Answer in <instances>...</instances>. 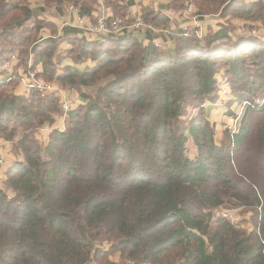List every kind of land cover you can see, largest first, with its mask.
I'll return each instance as SVG.
<instances>
[{
  "label": "trees",
  "instance_id": "obj_1",
  "mask_svg": "<svg viewBox=\"0 0 264 264\" xmlns=\"http://www.w3.org/2000/svg\"><path fill=\"white\" fill-rule=\"evenodd\" d=\"M137 1L103 0L107 22L139 16L151 29L89 42L40 13L72 4L92 20L99 0H46L40 11L0 0V68L17 61L0 81V140L22 155L0 179V264H112L117 255L133 264H264V103L247 107L222 143L209 120L223 80L237 100L229 109L264 98V42L235 40L231 22L264 25V0H164L131 14ZM190 4L203 21L228 26L208 25L202 39L173 28L162 11ZM62 43L71 48L61 53ZM29 70L85 102L46 144L36 133L54 124L61 99L37 88L15 95ZM226 206L251 208L254 230L222 219ZM103 242L108 250L97 248Z\"/></svg>",
  "mask_w": 264,
  "mask_h": 264
},
{
  "label": "crops",
  "instance_id": "obj_2",
  "mask_svg": "<svg viewBox=\"0 0 264 264\" xmlns=\"http://www.w3.org/2000/svg\"><path fill=\"white\" fill-rule=\"evenodd\" d=\"M45 1L46 0H29V5L32 9L40 11L42 8L44 9ZM167 2L168 1H164V0H143V3H142L141 0H138L135 3V5L131 8L130 13L131 14H142V7L143 6L151 7L152 9L157 11L159 9L160 5L166 4ZM99 4L100 5L98 7H96V9L93 13V19L92 20L89 18H84L81 15V18L84 19L86 26L95 25L98 17H104L106 19L107 18L111 19L113 17V12L110 9L104 8V6L102 5L103 4L102 0H99ZM71 7H74V6L72 4H68L65 7V10H64L62 15H60V13H58L56 11V9H54V8L47 9V12H43V13L41 12L40 13V19H42L48 23L54 24L58 28L59 32H61V30L65 27L77 28L79 30L80 34L82 36H84L86 38V40L89 42L97 41V40L101 39L103 36H105V35L88 34V33H85L84 31H81L79 29V27H77V25L75 24L77 19H78V16H76L75 14H73L70 11ZM195 11H196L195 6L193 4H190L189 7L184 12H181V13H176L175 11H171V10L162 11V13L170 20L173 28H182V29L191 28V29H193L196 25V20L194 18V17H196V15H194ZM217 23H219V22L216 21V24ZM208 25H211L212 27H214V24L212 22H210L208 20H204L203 26H202L203 32H206ZM215 29H217V28H215ZM42 35L45 38L50 37V31L45 29L42 31ZM159 40H162V39H157L156 40L157 44L160 43ZM70 48L71 47L67 43H62L60 46V52L63 53L64 51H67ZM14 65H17V61L15 62ZM86 65L93 67L95 65V63H93L92 61H88L86 63ZM29 66H33V60H30ZM42 72H43L42 65L37 66L36 67L37 75L41 74ZM6 73L10 74V72H6ZM4 76H5V70L0 68V81H1V79L5 78ZM39 81L43 82L42 79H39ZM22 82H24V84L20 83L17 87H15L14 94L17 96H28L30 92H28V89H27V81H22ZM51 85L54 88L53 93L59 92L60 99H61V107H63L64 104H69V106L72 110V108L79 107L85 103L82 101L78 91L61 90V88H59L56 84H51ZM214 107L215 106H213V105L210 106L209 120L211 121L212 124H214L216 126L217 142L222 143L223 138H224L222 125L224 123L232 125V121H231L232 117H229V118L227 117V115H226L227 109H225L224 112L223 111L221 112L218 109H215ZM58 117L59 116L55 117V122L52 126H48V127H45L41 130H38V132L36 133L37 138L39 140H41L42 143L46 144L48 142L42 138L43 135H45V137L47 136L44 133V130L47 129V130L51 131V133L53 131H56L57 124L63 120V119H58ZM63 121L66 122L67 120L65 119ZM226 121H228V122H226ZM58 131H62V130H58ZM51 133H50V135H51ZM2 145L3 146L7 145L8 146L7 149L9 151L12 150V153H13V148H12L11 143L1 139L0 140V147ZM2 150H4V149H2ZM2 150L0 149V158H1L0 161H2V162L6 161V163H8V165L10 164L8 166L10 168L13 165V163L16 162L17 160L13 159L11 152L6 153ZM110 260L112 261L111 262L112 264H121V263L126 264V262H122L120 255L113 256V257H111ZM91 264H97V263L92 262Z\"/></svg>",
  "mask_w": 264,
  "mask_h": 264
},
{
  "label": "rangeland",
  "instance_id": "obj_3",
  "mask_svg": "<svg viewBox=\"0 0 264 264\" xmlns=\"http://www.w3.org/2000/svg\"><path fill=\"white\" fill-rule=\"evenodd\" d=\"M247 1H249V2H256L258 0H247ZM197 17L199 18V16H197ZM206 20H208V21H210V22H212L214 24V27H212L210 25V27L213 30H215V28H217V27H220L219 24H222V23L225 24V26H228V24H226V22H227L226 19L221 18V17H218V18H216V17L211 18L210 17V18H207ZM216 21L219 22V23L216 24ZM231 22L234 25L233 27L237 28V32L235 34H233V38H235V40L238 39V37L239 38L242 37L243 39H245V38H248L249 39L251 37L252 38L254 37V39L256 38L255 40H258L259 42H261V41L264 42V25L263 24H261V23H254L253 24L251 22H245V21H242V20H239V19H231ZM196 23L198 25V32L196 34L202 39L204 37L203 34H205V32L202 31L203 20L199 18ZM75 24L78 26L77 23H75ZM84 27L87 28V27H92V26H86V24H85ZM80 30H82V29L80 28ZM189 32H194V31L190 29ZM189 32L187 34H189ZM142 33H144V32H142ZM166 47H168V45ZM2 69L3 70H7V69H5V65L3 66ZM11 69H9V71H11ZM31 74H33L34 76H36V73L35 72H32ZM21 76H22V79H25V74H22ZM1 80H3V79H1ZM35 80H36L37 84L40 85L41 87H49V86L50 87H53L51 85V83L40 82L36 77H35ZM20 83H23L24 84V82H20ZM43 90H46V89H43ZM218 96L219 97H218V100L216 101V103L215 104H210V106L211 105L215 106L214 108L215 109H218L221 112L222 111L224 112V110L227 109V113L228 114H229V111L230 110H231V112H234L235 111L232 108L229 109V107H230L229 106V103H233L232 105H234V104L237 103V100L235 99L236 98L235 95H233L231 93V89H230V86H229V83H228L227 80H223L220 83V88H219V91H218ZM263 102H264V98L263 99H255V101H254V103H252V105H250L251 103H248V102H245L244 104L247 103L248 104L247 107L255 108L258 103L261 104ZM68 106H69V104H68ZM77 108L78 107L72 108V110H76ZM69 112L67 113L64 110V108L62 107V112L59 115H57V116H59L58 119H63V120L66 119L67 120V116H68ZM197 112L198 111L195 110V112L190 113L189 117H194L197 114ZM209 113H210V110H209ZM254 115H258V114H254ZM228 116L229 115H227V117ZM63 120L60 121L57 124L56 130L57 129L58 130H62V131H65L66 130L67 123L64 122ZM226 122H228V121H226ZM230 126L231 125L230 124H227V123H224L222 125L223 134L225 133L226 130H230ZM44 133L47 136L45 137V135H43L42 138L45 139L46 141H48L49 140V137H50L51 131L45 129L44 130ZM7 147H8L7 145H4V146L2 145L0 147V149L1 150L4 149L2 151L6 152V153L7 152H9V153L11 152L12 153V150L9 151L7 149ZM12 148H13V146H12ZM187 149H188V153L187 154H188V157L190 158V160H196V157H197V147L195 146V143H194L193 140H189L188 141V143H187ZM12 157H13V159H16V160H21L22 159V155L21 154L20 155L18 154V156H17V154L14 153V151L12 153ZM9 165H8V163H6V161L2 162V164L0 163V179L3 181V183H5L6 180H7L6 177H7V171L9 169V167H8ZM259 209H261V208H259ZM226 212H230L231 214H233L232 215V218L234 220V224L235 225L232 224L231 223L232 221L230 220L231 221L230 223L232 225H234V226H236V227H238L240 229L242 228V230H246L248 232L251 231V230H254V228L252 229V227H254L253 226L254 223L252 222L253 221V217H254V212L252 211L251 208H249V207H238V206H235V207H228V206H226V207L222 208V210H219L217 212V214L219 216H221L222 214H224ZM121 264H123V263H121Z\"/></svg>",
  "mask_w": 264,
  "mask_h": 264
},
{
  "label": "built area",
  "instance_id": "obj_4",
  "mask_svg": "<svg viewBox=\"0 0 264 264\" xmlns=\"http://www.w3.org/2000/svg\"><path fill=\"white\" fill-rule=\"evenodd\" d=\"M70 11L75 14L76 16H78V19L76 21V23L78 24L77 27H79V29L81 28V31H84L85 33L88 34H96V35H104V34H112V35H123L124 32L126 31H133L134 33L137 32H144V30H148L151 29L145 22L144 20L137 16V17H133L132 22L128 23L127 20L125 19H116L113 20L111 23L107 22V19L104 17H98L97 19V23L95 25H93L92 27H87L85 28V21L83 18H81V12L78 8L76 7H71ZM196 22L199 19L197 16L194 17ZM197 25V23H196ZM191 29V28H185L183 29L185 32H189V30H193L196 33L198 32V25ZM158 47H161L160 44H158ZM16 62V58H13L9 63L5 64V69L9 70H13L14 68V64ZM33 71L29 70V72L27 73V76H25V79L23 81H27V89L28 91H32L33 89L37 88L40 90L41 95L42 96H46L50 93H53L54 88L53 87H41L40 85L37 84L35 77L33 74H31ZM46 89V90H43ZM264 103V102H263ZM259 104V103H258ZM248 106V104H244L241 107H237L235 110V115L234 117L231 118L232 121V125L230 126V130L233 129V131H236V128L238 126V122L239 119L241 118L245 108ZM64 110L68 113L69 111H72L70 106H68V104H64L63 105ZM0 163L2 164V161H0ZM261 210V209H259ZM232 215L230 212H226L224 214L221 215V218L224 220H228L229 222H231L232 224H234V220L232 218ZM231 220V221H230ZM235 225V224H234ZM110 244L108 242H103L101 244H97V248H103L104 250H108L110 248ZM126 264H133L132 262H126Z\"/></svg>",
  "mask_w": 264,
  "mask_h": 264
},
{
  "label": "clouds",
  "instance_id": "obj_5",
  "mask_svg": "<svg viewBox=\"0 0 264 264\" xmlns=\"http://www.w3.org/2000/svg\"><path fill=\"white\" fill-rule=\"evenodd\" d=\"M231 117H233V116H231Z\"/></svg>",
  "mask_w": 264,
  "mask_h": 264
}]
</instances>
